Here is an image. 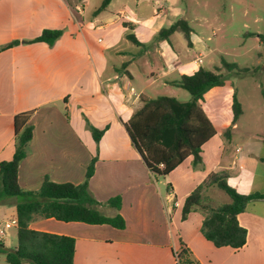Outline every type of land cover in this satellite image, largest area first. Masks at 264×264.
Wrapping results in <instances>:
<instances>
[{"label": "crops", "instance_id": "obj_1", "mask_svg": "<svg viewBox=\"0 0 264 264\" xmlns=\"http://www.w3.org/2000/svg\"><path fill=\"white\" fill-rule=\"evenodd\" d=\"M101 2L0 0V161L14 151V115L30 111L32 137L19 162V186L36 190L45 177L78 184L94 158L89 190L103 214H120L125 221L120 229L35 216L29 227L73 237L74 264H176L180 242L200 264H264V198L249 201L237 215L246 229V241L237 249L215 247L202 236L200 210L181 217L185 197L212 172L226 171L227 183L238 192L264 194L262 138L231 146L243 110L234 124L231 116L201 146L200 163L194 165L188 156L165 176L149 171L125 128L142 99L157 97L152 92L160 78L162 85L179 87L175 80L202 67L199 52L173 68H147L156 57L172 54V37L181 29L154 38L175 20H185L191 44L193 29L181 17L177 0H109L99 9ZM44 29L62 33L52 45L30 41ZM13 40L18 43L9 45ZM174 72L179 77L167 78ZM90 127L103 129L97 141ZM219 191L214 185L205 187L203 204L227 203L228 195ZM116 196L119 208L106 204ZM17 201L15 196L0 198V221L16 218ZM8 229L0 242L12 248L16 242L9 245ZM0 264H8L1 253Z\"/></svg>", "mask_w": 264, "mask_h": 264}, {"label": "trees", "instance_id": "obj_2", "mask_svg": "<svg viewBox=\"0 0 264 264\" xmlns=\"http://www.w3.org/2000/svg\"><path fill=\"white\" fill-rule=\"evenodd\" d=\"M109 0H102L99 9L104 8ZM181 29L189 42V27L183 19H177L168 27L162 28L155 40L166 38L175 29ZM61 30L44 29L30 41H41L48 45L61 35ZM126 37L139 44L131 33ZM18 43L13 40L9 45ZM222 67L227 70L237 69L236 64L222 60ZM219 70V68H217ZM187 90L190 99L179 101L174 97L160 95L142 99V105L125 122L129 138L145 165L154 176H165L188 156L192 163L201 162V146L215 134V128L201 107L204 93L211 87L223 86L221 74L199 67L191 74L181 75L173 82ZM242 113L236 93L232 96V119L234 124ZM30 111L15 114L14 151L10 159L0 161V198L15 196L16 245L5 247L0 242V253L8 264H74L73 254L75 239L71 236L38 231L29 227L35 216L54 218L60 221H78L88 224H109L124 228L125 221L120 214H103L98 202L89 190V179L93 174L92 158L86 167L84 179L78 184L57 183L45 177L36 190H23L18 183L19 162L27 153V144L32 137L33 126L29 122ZM229 126L224 133H226ZM94 140H98L103 129L90 127ZM227 172L222 170L210 173L207 178L189 193L183 202L181 217L185 219L189 212L200 210L203 219L200 226L202 236L215 247L229 246L237 249L246 241V229L237 220V215L245 210L251 200L264 198L259 192L241 193L230 186ZM214 185L224 191L229 201L217 207L203 204V189ZM107 205L119 208L120 197L110 198ZM176 264H200L189 248L180 242L174 251Z\"/></svg>", "mask_w": 264, "mask_h": 264}, {"label": "rangeland", "instance_id": "obj_3", "mask_svg": "<svg viewBox=\"0 0 264 264\" xmlns=\"http://www.w3.org/2000/svg\"><path fill=\"white\" fill-rule=\"evenodd\" d=\"M177 5L182 11L181 17L193 29L191 44L177 31L170 44L173 49L170 57L163 60L156 57L147 68L151 72L163 71V65L173 68L176 63H186L201 52L202 67L220 73L223 80L222 87L209 88L201 101L214 128L224 129L223 124L230 121L232 96L236 93L243 114L237 128L232 130V148L258 138H262L260 142L264 146V0H177ZM171 47L168 48L171 50ZM222 60L236 64L237 69L223 68ZM172 77L179 76L175 72L167 76ZM163 79L158 80L152 95L175 97L180 101L190 99L187 90L162 85ZM219 192L227 197L224 191ZM5 218H10L8 212ZM8 233V240L12 241L9 245H14L15 228L8 229Z\"/></svg>", "mask_w": 264, "mask_h": 264}, {"label": "built area", "instance_id": "obj_4", "mask_svg": "<svg viewBox=\"0 0 264 264\" xmlns=\"http://www.w3.org/2000/svg\"><path fill=\"white\" fill-rule=\"evenodd\" d=\"M198 61L200 62L201 60L198 59ZM14 225H16V218L6 221H0V237H3L6 230Z\"/></svg>", "mask_w": 264, "mask_h": 264}]
</instances>
